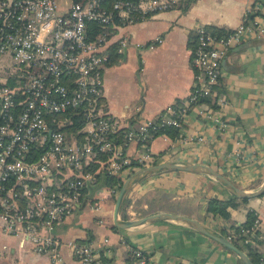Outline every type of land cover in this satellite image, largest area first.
<instances>
[{
    "label": "built area",
    "instance_id": "built-area-1",
    "mask_svg": "<svg viewBox=\"0 0 264 264\" xmlns=\"http://www.w3.org/2000/svg\"><path fill=\"white\" fill-rule=\"evenodd\" d=\"M178 2L0 0V223L20 229L24 225V239L39 251H53L51 264H59L61 244L54 229L75 212L83 188L94 182L88 165L107 153L110 165L104 170L115 175L156 164L157 155L148 146L149 128L174 126L180 130L179 139L184 138L194 108L221 128L228 124L221 111L228 98L217 88L222 58L246 37L264 35L263 0H255L243 21L223 34L197 26L188 96L130 129L123 142L116 144L111 135L121 126L102 101L104 69L112 53H123L131 44L125 30L129 24L171 10ZM208 96L217 97L220 107L204 105L201 99ZM197 139L204 141L205 136L198 134ZM134 142H141L142 149L128 154ZM260 223L257 216L242 232L245 242L261 248L264 263ZM67 244L78 256L75 264H103L91 243L71 239ZM132 253L137 263L151 264L150 254L141 248H132Z\"/></svg>",
    "mask_w": 264,
    "mask_h": 264
},
{
    "label": "crops",
    "instance_id": "crops-1",
    "mask_svg": "<svg viewBox=\"0 0 264 264\" xmlns=\"http://www.w3.org/2000/svg\"><path fill=\"white\" fill-rule=\"evenodd\" d=\"M184 1L129 24L125 30L131 44L123 53L116 52L118 60L104 69L105 103L121 126L138 129L144 121L184 100L194 81L196 27L234 28L255 0ZM222 77L228 103L221 111L227 126L221 128L194 108L184 125V138L162 133L151 136L148 146L157 155V163L208 165L240 188L253 191L264 183V35L248 36L232 46L222 58ZM198 134L205 140L199 141ZM141 149L142 144L134 142L126 151L133 155ZM93 163L98 164L95 171L89 168ZM91 164L86 169L97 181V171L108 167L110 160L101 158ZM138 169L117 176L125 181ZM116 187L103 186L56 226L54 231L61 239L59 264L77 261L74 248L67 244L71 239L78 244L91 243L100 251L103 264H139L132 253L135 247L150 254L151 264H244L234 251L184 221L119 227L114 220ZM231 195L235 194L203 170H159L133 184L124 199L129 197V203L123 211L120 208L119 217L124 219L123 212L138 218L170 211L232 233L233 226L244 222L249 210H254L264 232V193L247 197L230 209L227 218L207 211L210 198L228 199ZM25 237L24 225L20 229L0 223V264H51L53 251H39Z\"/></svg>",
    "mask_w": 264,
    "mask_h": 264
},
{
    "label": "trees",
    "instance_id": "trees-1",
    "mask_svg": "<svg viewBox=\"0 0 264 264\" xmlns=\"http://www.w3.org/2000/svg\"><path fill=\"white\" fill-rule=\"evenodd\" d=\"M191 1L193 0H185L184 2H187V4H189ZM254 14H251L249 18H251ZM208 28H211L214 32H217L219 34H223L225 32L228 31V29L225 28H218L215 26H210L207 25ZM230 30V29H229ZM118 54L116 52L112 53L111 56V60L109 61L108 64L113 63L114 61L118 60ZM217 88L219 90L220 93H224L225 92V81L223 79V77H221L219 84L217 85ZM103 103L105 104V106L107 107L106 103H105V97H103L102 99ZM201 101L203 102L204 105L207 106H211L213 108H219L220 105L218 103V98L214 97V96H208L205 97L203 99H201ZM182 102V100H178L177 103H175L176 105L180 104ZM108 110V109H107ZM81 125L80 120L77 122V125L73 128L74 130L77 129L79 126ZM133 128H128L125 126H120L116 131L112 132L111 135L115 141V143H121L124 141L125 139V135L126 133ZM179 129L177 127L174 126H160V127H155L151 126L149 128V133L152 136H156L162 133H166L168 135L171 136H176L179 134ZM137 143H141V142H137ZM102 158H108L109 157V153L107 154H102L101 155ZM97 163H93L90 165V169L95 171L97 169ZM97 177V181H94L93 183L88 184L86 187L83 188V194L81 196V203L78 205L77 210L81 209L84 206V203L86 204L87 200L89 198H91L94 193L96 191H98L100 188H102L103 186H114L117 185L119 188H121V186L124 183V179L121 176H117L114 174H111L107 171L100 170L97 171L96 174ZM248 198L247 197H238L237 195H231L228 199H220V198H210L207 204V211L213 213L216 217H224L227 218L231 211V208H235L238 207L242 201H246ZM129 197L124 201L122 207H121V211L124 210V208L126 207V205L129 203ZM257 213L254 210H249L248 214H247V219L240 223L237 224L235 226H233V232L230 233V231H227L226 229H223L222 232L226 235H233L231 237V240L241 249H243L244 251H246L253 264H264L262 259H261V255L262 252L259 249L258 245H256L255 243H247L245 242V238H246V234L242 232V228L245 227H250L255 219L257 218ZM122 217L124 219H129L128 214L124 213L122 214ZM159 221H164V220H159ZM255 241L257 243H260L261 240L258 239L257 237H255ZM132 258V257H131Z\"/></svg>",
    "mask_w": 264,
    "mask_h": 264
},
{
    "label": "water",
    "instance_id": "water-1",
    "mask_svg": "<svg viewBox=\"0 0 264 264\" xmlns=\"http://www.w3.org/2000/svg\"><path fill=\"white\" fill-rule=\"evenodd\" d=\"M159 170H203L215 176L216 178H218L232 193L240 197H254V196H258L264 193V183L256 190L248 191L246 189L240 188L234 182H232L229 178H227L225 175H223L222 173H220L219 171H217L216 169L208 165H204L200 163L178 164V163L171 162V161L156 163L153 165H147V166L140 167L128 179L124 181L123 185L120 188V191L118 193L116 203H115L114 220H115L116 225L122 228H128V227L136 226V225L148 222V221L150 222L159 221V220L184 221L188 223L189 225H191L192 227L207 234L211 238L219 241L220 243L224 244L226 247L234 251L236 254H238L241 257L244 264H253L249 254L243 249L239 248L228 236L218 231L217 229L187 214L174 213L170 211H160L157 213L149 214V215L138 217V218H129V219L120 218L119 211H120L121 205L128 191L133 186V184H135L141 177L151 172H155Z\"/></svg>",
    "mask_w": 264,
    "mask_h": 264
}]
</instances>
